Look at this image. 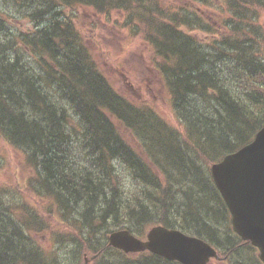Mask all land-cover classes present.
I'll return each mask as SVG.
<instances>
[{
    "label": "trees",
    "instance_id": "obj_1",
    "mask_svg": "<svg viewBox=\"0 0 264 264\" xmlns=\"http://www.w3.org/2000/svg\"><path fill=\"white\" fill-rule=\"evenodd\" d=\"M5 1L30 10L36 30L14 36L0 14V140L23 152L31 193L69 221L72 234L65 231L59 244L75 246L77 256L97 255L98 264H110L103 260L116 252L125 264H176L150 252L130 261L108 244L113 230L141 235L153 222L204 238L227 258L246 245L237 234L219 238L212 221L229 212L198 163L219 161L264 125V25L257 20L264 0H217L213 25L199 10L166 0ZM78 6L123 11L126 25L147 36L177 125L153 104L125 96L99 69L76 29ZM199 29L212 32V41L199 39ZM121 123L150 161L121 135ZM128 176L139 189L132 198ZM14 200L0 189V264H57L35 241L38 213L23 203L15 204L23 214L15 213Z\"/></svg>",
    "mask_w": 264,
    "mask_h": 264
},
{
    "label": "rangeland",
    "instance_id": "obj_2",
    "mask_svg": "<svg viewBox=\"0 0 264 264\" xmlns=\"http://www.w3.org/2000/svg\"><path fill=\"white\" fill-rule=\"evenodd\" d=\"M167 4L175 7L187 6L194 10H199L206 21L213 25V21L217 20V0H213L214 6L203 4L201 2H193L190 0H166ZM30 10L25 7L17 6L12 2L0 0V14L6 18L4 26L9 33L18 35L20 32H29L36 30V24L33 18L28 14ZM68 11H72L68 9ZM74 22L76 29L83 36L84 45L90 50L92 58L96 61L99 69L102 70L110 79V81L125 96L136 102H148L155 106L156 110L164 116L170 123L177 125L178 119L173 111L170 93L164 84V80L158 69V58L152 48L151 42L147 36L134 27V24L126 25L127 17L123 11L113 10L109 13H99L92 7L78 6L74 9ZM258 22L264 25V8L260 10L257 17ZM215 26V25H214ZM220 27V25H217ZM197 37L204 42H210L214 38L212 32L196 30ZM121 135L133 144L135 150L142 153L145 160H149L148 156L143 152L140 143L137 141L132 132L122 123L119 124ZM22 151H18L7 144L4 140H0V189L8 190L10 197L14 198V212L22 215L24 209L15 204L23 203L28 208L34 209L38 215L33 220L35 223H41L42 226H36L35 241L42 252L48 256L49 260L57 259L59 261L67 260V264H98L97 260L86 251L77 256L75 246L60 245L63 236L72 232H68L67 224L69 221L60 217L57 205L49 199L38 197L31 193L28 187V179L33 173L25 166V158ZM150 161V160H149ZM204 168L205 174H210L211 165L203 166L204 163L199 162ZM158 174L159 171H157ZM126 175H128L126 171ZM134 181L130 176L124 180V185L129 187L127 196L134 197L138 195L139 189L133 185ZM213 185V180L209 181ZM210 187V186H209ZM197 188L194 193L197 194ZM179 193V192H178ZM176 195L177 207L181 202V194ZM207 199V198H206ZM210 206L214 207L218 201L209 200ZM225 215V216H224ZM218 215L212 223L221 229L219 238L226 236L235 237L232 222L227 213ZM156 223H145L140 227L142 238H146L148 230ZM86 230L84 227L79 230L80 234ZM103 230L102 232L105 233ZM241 245L227 256L222 254L220 259H212L209 264H263L259 258V250L250 243ZM50 249V251L48 250ZM77 251L79 250L76 247ZM120 252L108 255V259H104L103 263L125 264ZM63 255L65 257H63ZM132 259L138 260L137 255L129 254ZM55 258V259H54ZM137 258V259H136ZM48 260V261H49ZM87 260V262H86ZM111 260V261H110ZM177 264V262H176Z\"/></svg>",
    "mask_w": 264,
    "mask_h": 264
},
{
    "label": "water",
    "instance_id": "obj_3",
    "mask_svg": "<svg viewBox=\"0 0 264 264\" xmlns=\"http://www.w3.org/2000/svg\"><path fill=\"white\" fill-rule=\"evenodd\" d=\"M211 172L231 211L234 230L260 249L264 262V125L251 142L213 163ZM109 244L127 253L149 250L183 264H208L219 256L205 239L163 225L153 226L145 239L129 229L115 230Z\"/></svg>",
    "mask_w": 264,
    "mask_h": 264
},
{
    "label": "bare ground",
    "instance_id": "obj_4",
    "mask_svg": "<svg viewBox=\"0 0 264 264\" xmlns=\"http://www.w3.org/2000/svg\"><path fill=\"white\" fill-rule=\"evenodd\" d=\"M26 108V107H25ZM21 110V109H20ZM35 130V129H34ZM40 133V132H39ZM120 150V149H119ZM97 169V168H96ZM106 169V168H105ZM105 171V170H104ZM111 171V170H110ZM93 172V171H92ZM109 172V171H108ZM105 173V172H104ZM113 173V172H112ZM102 175V174H101ZM109 175V174H108ZM96 177V176H95ZM107 177V176H106ZM110 177V176H109ZM112 177V176H111ZM103 180V179H102ZM108 180V179H107ZM100 181V180H99ZM104 184V182H103ZM50 251V249H48Z\"/></svg>",
    "mask_w": 264,
    "mask_h": 264
}]
</instances>
